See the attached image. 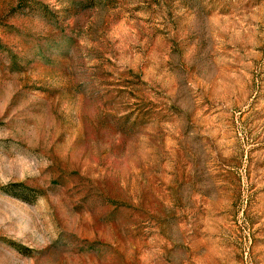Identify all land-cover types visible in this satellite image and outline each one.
<instances>
[{"label": "rangeland", "instance_id": "obj_1", "mask_svg": "<svg viewBox=\"0 0 264 264\" xmlns=\"http://www.w3.org/2000/svg\"><path fill=\"white\" fill-rule=\"evenodd\" d=\"M0 264H264V0H0Z\"/></svg>", "mask_w": 264, "mask_h": 264}]
</instances>
